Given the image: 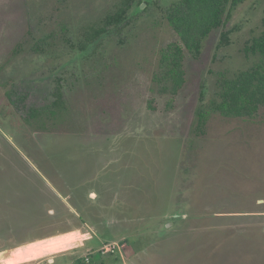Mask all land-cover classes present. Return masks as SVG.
<instances>
[{
  "label": "rangeland",
  "instance_id": "374dc122",
  "mask_svg": "<svg viewBox=\"0 0 264 264\" xmlns=\"http://www.w3.org/2000/svg\"><path fill=\"white\" fill-rule=\"evenodd\" d=\"M121 1L0 0V264H264V108L195 123L217 74L256 61L244 47L264 0L239 2L198 58L184 49L175 95L159 65L180 43L175 0H132L119 30L83 44ZM58 85L63 108L27 122ZM72 230L67 250L15 249Z\"/></svg>",
  "mask_w": 264,
  "mask_h": 264
},
{
  "label": "trees",
  "instance_id": "16d2710c",
  "mask_svg": "<svg viewBox=\"0 0 264 264\" xmlns=\"http://www.w3.org/2000/svg\"><path fill=\"white\" fill-rule=\"evenodd\" d=\"M132 0H122L118 8L106 15L102 25L88 33L86 42L107 31L110 26L120 29L125 21L127 10ZM242 0H175L166 10V20L176 33L180 43H170L161 50L159 65L161 81L165 82L161 90L178 93L185 82L183 67L184 49L193 58L201 54L202 41L213 29L224 26L232 15L235 6ZM230 29H223L218 45L229 40ZM83 46V45H82ZM84 47V46H83ZM246 55L256 57V61L246 69L238 70L232 75L219 72L216 76L212 95L207 101L200 92L195 109L197 129L205 126L208 117L217 113L226 118L252 119L264 108V29L259 35L248 40L244 47ZM12 91L6 92L9 102L17 105L23 103L27 94L12 98ZM54 100L50 103L28 109L27 122L31 120L44 123L51 115L63 108V97L59 85L53 91Z\"/></svg>",
  "mask_w": 264,
  "mask_h": 264
},
{
  "label": "bare ground",
  "instance_id": "6f19581e",
  "mask_svg": "<svg viewBox=\"0 0 264 264\" xmlns=\"http://www.w3.org/2000/svg\"><path fill=\"white\" fill-rule=\"evenodd\" d=\"M73 235H74V233H69V234H66V235H63V236H60L57 238L49 239V241L45 242V243L42 241L31 243L26 247V249L24 251H21L19 253V255L20 256L22 255L24 257H26V256L29 257L32 255L38 254L42 251H47V250L53 251L57 248L65 247L67 243L69 244V242L72 241L71 238L73 237ZM42 243H44V244H42ZM22 259H23V257H22Z\"/></svg>",
  "mask_w": 264,
  "mask_h": 264
},
{
  "label": "crops",
  "instance_id": "0c3cea01",
  "mask_svg": "<svg viewBox=\"0 0 264 264\" xmlns=\"http://www.w3.org/2000/svg\"><path fill=\"white\" fill-rule=\"evenodd\" d=\"M69 233H78V232L72 230V231L64 232V233H62V234H58V235H54V236L47 237V238H45V239H36V240H34V241H31V242L26 243V245H25L24 247L19 246V247H16L15 249L25 248V247H27L30 243L38 242L39 240L45 243V242H48L49 239L57 238V237H60V236H63V235L69 234ZM77 235H78V237L83 236L82 233H78V234H76L75 240L77 239ZM71 244H72V243L67 244L65 247H62V248H60V249H58V250H56V251L67 250V249H69V248L71 247V246H70ZM56 251L47 250V251L43 252L42 255H43V254H48V253H53V252H56ZM42 255H41V256H42ZM24 261H26V260H24ZM21 262H23V261H21ZM17 263H20V262H14V263H10V264H17ZM8 264H9V263H8Z\"/></svg>",
  "mask_w": 264,
  "mask_h": 264
}]
</instances>
